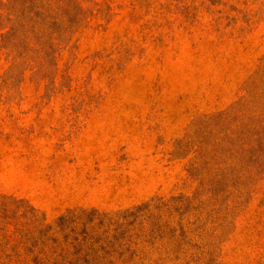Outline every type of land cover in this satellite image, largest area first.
Returning <instances> with one entry per match:
<instances>
[{"label": "rangeland", "instance_id": "rangeland-1", "mask_svg": "<svg viewBox=\"0 0 264 264\" xmlns=\"http://www.w3.org/2000/svg\"><path fill=\"white\" fill-rule=\"evenodd\" d=\"M0 264H264V0H0Z\"/></svg>", "mask_w": 264, "mask_h": 264}]
</instances>
